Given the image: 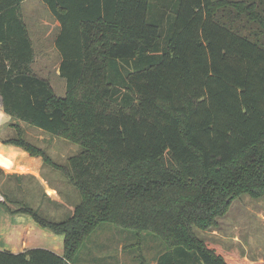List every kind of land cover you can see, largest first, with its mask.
Segmentation results:
<instances>
[{
	"label": "trees",
	"instance_id": "16d2710c",
	"mask_svg": "<svg viewBox=\"0 0 264 264\" xmlns=\"http://www.w3.org/2000/svg\"><path fill=\"white\" fill-rule=\"evenodd\" d=\"M25 1L0 0L3 111L81 151L53 163L18 124L3 143L41 158L80 201L56 222L0 187L5 213L64 238L61 256L0 250V264H75L103 224L156 237L155 264H260L195 230L242 195L264 197V0H41L59 25L63 98L33 71Z\"/></svg>",
	"mask_w": 264,
	"mask_h": 264
},
{
	"label": "rangeland",
	"instance_id": "374dc122",
	"mask_svg": "<svg viewBox=\"0 0 264 264\" xmlns=\"http://www.w3.org/2000/svg\"><path fill=\"white\" fill-rule=\"evenodd\" d=\"M21 12L36 54L33 71L48 80L55 94L63 98L65 82L59 77L60 59L54 48L59 25L41 0H26L21 4ZM12 124H18L24 140L40 148L53 163L63 166L69 157L81 151L79 145L67 139L50 136L24 123L12 121ZM7 131L6 129L4 136ZM11 132L10 137H14L15 130L11 129ZM10 137L7 136L6 139ZM40 160L42 162L41 158ZM42 165L47 167L43 162ZM58 179L59 186H54L57 193L52 195L56 204L43 202L45 197L48 200L52 197L47 194L41 196L44 189L29 186L28 180L21 184L24 189L19 191L16 178L0 176V187L11 192L13 200L37 210L46 219L58 222L66 220L71 215L73 206L80 201L79 192L62 175L59 174ZM195 232L200 239L217 244L222 250L236 249L247 261L264 264V197L252 199L246 195L240 196L230 202L226 214L217 221L216 227L207 231L196 229ZM120 245L127 246V249H120ZM164 250L162 243L151 234L143 233L137 238L132 231L103 224L89 237L75 264H155V259Z\"/></svg>",
	"mask_w": 264,
	"mask_h": 264
},
{
	"label": "crops",
	"instance_id": "0c3cea01",
	"mask_svg": "<svg viewBox=\"0 0 264 264\" xmlns=\"http://www.w3.org/2000/svg\"><path fill=\"white\" fill-rule=\"evenodd\" d=\"M11 124L12 119L4 113L0 98V170L4 174L2 177L16 178L19 191L24 189L22 185L28 180L29 186L44 189L41 196L47 194L52 197L54 193L56 195L57 189H54V186H59L60 183L57 171L44 167L39 157H31L22 149L3 143L7 136H11V129L13 130ZM6 129L8 131L4 136ZM0 201H2L1 195ZM42 201L56 204L53 197L49 200L45 197ZM63 241V236L41 228L29 216L22 214L11 216L0 208V250L20 253L33 248H42L61 256Z\"/></svg>",
	"mask_w": 264,
	"mask_h": 264
}]
</instances>
